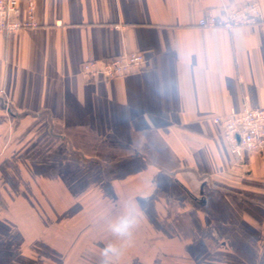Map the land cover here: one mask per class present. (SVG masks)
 Listing matches in <instances>:
<instances>
[{"label":"crops","instance_id":"obj_1","mask_svg":"<svg viewBox=\"0 0 264 264\" xmlns=\"http://www.w3.org/2000/svg\"><path fill=\"white\" fill-rule=\"evenodd\" d=\"M253 1L255 25L198 24ZM34 22L0 32V264H264V158L214 122L264 107V0H36ZM128 53L141 70L82 74ZM77 178L130 238L70 229Z\"/></svg>","mask_w":264,"mask_h":264},{"label":"built area","instance_id":"obj_2","mask_svg":"<svg viewBox=\"0 0 264 264\" xmlns=\"http://www.w3.org/2000/svg\"><path fill=\"white\" fill-rule=\"evenodd\" d=\"M20 0H0V32H10L20 27L34 26L36 0H26L28 22L21 24L15 17L19 13ZM261 18V7L257 1L247 2L238 8H222L219 14L209 13L198 22L204 28H225L257 24ZM144 66L142 53H128L102 61H88L81 71L90 80H113L141 70ZM214 122L221 128L230 151L236 158L244 152L257 153L264 158V107L252 109L244 106L241 110L216 116Z\"/></svg>","mask_w":264,"mask_h":264},{"label":"rangeland","instance_id":"obj_3","mask_svg":"<svg viewBox=\"0 0 264 264\" xmlns=\"http://www.w3.org/2000/svg\"><path fill=\"white\" fill-rule=\"evenodd\" d=\"M93 166L104 167V164H93ZM83 181V180H82ZM77 186L76 191L77 195H71L70 198V209L64 213V218H69L74 227H70V229L74 230L73 232L81 235V234H92V235H102L107 233H112L110 231V224L115 222L117 218L115 215L117 212L115 211H104V185L100 186L104 183V179H92L90 182L94 186L98 184L99 188H94L92 195L83 196L80 192L83 191L80 188L79 182L80 180H76ZM65 202V201H64ZM104 214L108 215V220L104 221ZM112 218H115L114 220ZM105 222V224H104ZM68 229V228H67ZM65 229L62 228V231ZM95 246L97 244H94Z\"/></svg>","mask_w":264,"mask_h":264},{"label":"clouds","instance_id":"obj_4","mask_svg":"<svg viewBox=\"0 0 264 264\" xmlns=\"http://www.w3.org/2000/svg\"><path fill=\"white\" fill-rule=\"evenodd\" d=\"M136 220L134 216L131 214H124L119 217L115 222L110 224V231L118 238L125 239L130 238L132 234V230L135 227ZM109 253L115 255L118 253V249L113 246L109 245L105 251L104 255L107 257Z\"/></svg>","mask_w":264,"mask_h":264}]
</instances>
